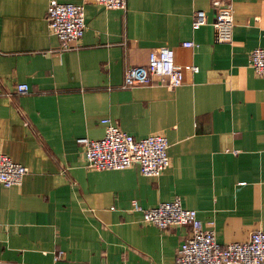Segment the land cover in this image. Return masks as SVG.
Masks as SVG:
<instances>
[{"label":"crops","instance_id":"1","mask_svg":"<svg viewBox=\"0 0 264 264\" xmlns=\"http://www.w3.org/2000/svg\"><path fill=\"white\" fill-rule=\"evenodd\" d=\"M58 1L82 4L87 19L67 51L48 27L50 0H0V153L28 168L0 188V264H175L190 229L146 224L134 201L179 196L221 244L264 229V77L249 63L264 47V0H220L233 7L230 43L216 41V0ZM198 10L208 22L193 29ZM159 47L198 71L175 89H120L125 68ZM21 83L29 93L16 94ZM107 118L136 138L166 136L170 167L89 168L77 139L103 138Z\"/></svg>","mask_w":264,"mask_h":264},{"label":"built area","instance_id":"2","mask_svg":"<svg viewBox=\"0 0 264 264\" xmlns=\"http://www.w3.org/2000/svg\"><path fill=\"white\" fill-rule=\"evenodd\" d=\"M105 9L125 10L127 0H86ZM216 17L213 22L216 41L230 43L233 38V7L229 2L214 1ZM48 27L57 36L60 50L67 51L80 42L87 28L85 8L82 4L50 0L47 10ZM206 13L198 10L194 14L192 27L198 29L207 24ZM185 47H194L195 43H183ZM250 66L255 73L264 77V47H256L250 53ZM185 71L196 73V66H181L175 61L174 50L159 47L149 53L148 62L142 66L126 67L120 89L154 84H166L175 89L182 85ZM30 88L27 83L18 84L16 94L25 95ZM106 126L101 139L80 137L78 145L84 149L89 168L99 171L122 170L138 166L140 173L148 177H160L171 165L168 154L169 141L160 133L136 138L123 131L118 123L110 118L103 120ZM235 152V151H234ZM28 168L14 162L0 153V188L20 186ZM132 210L142 213V220L165 230L170 226H186L190 234L178 248L175 264H264V229L254 231L248 241L221 244L215 230L204 228L195 209L184 208L179 196L160 203L153 208H143L137 201ZM63 251H58L56 259H62Z\"/></svg>","mask_w":264,"mask_h":264}]
</instances>
